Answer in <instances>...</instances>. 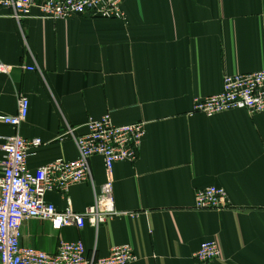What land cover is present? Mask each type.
Instances as JSON below:
<instances>
[{
  "label": "crops",
  "instance_id": "0c3cea01",
  "mask_svg": "<svg viewBox=\"0 0 264 264\" xmlns=\"http://www.w3.org/2000/svg\"><path fill=\"white\" fill-rule=\"evenodd\" d=\"M121 6L122 19H54L34 7L18 23L1 11L0 62L11 68L0 72V114H15L19 94L27 96L18 131L42 142L27 157L30 170L77 157L62 135L67 125L81 134L109 112L114 124L143 121L145 130L137 158L112 168L117 216L98 228L58 230L28 219L20 243L53 252L61 240L80 239L95 257L126 243L136 254L129 264H264V111H192L194 98L221 91L225 74L264 68V0ZM35 64L39 70L26 68ZM14 131L0 121V136ZM89 163L93 186L82 181L44 199L83 211L106 180L101 156ZM209 185L222 187L227 201L196 207L195 191ZM206 240L220 254L198 261L194 252Z\"/></svg>",
  "mask_w": 264,
  "mask_h": 264
},
{
  "label": "built area",
  "instance_id": "2783aa9c",
  "mask_svg": "<svg viewBox=\"0 0 264 264\" xmlns=\"http://www.w3.org/2000/svg\"><path fill=\"white\" fill-rule=\"evenodd\" d=\"M36 7L41 16L63 18L69 15H91L102 18L122 19L121 0H0L2 10L18 23L29 16ZM11 66L0 62V72L8 73ZM39 70L35 65L26 66ZM29 101L19 94L17 111L13 115L0 114V121L11 125L15 131L0 136V264H129L136 254L129 244L112 246L103 257L87 254L80 239L61 240L53 252L43 251L20 243L21 225L28 219L48 220L54 229L85 224L98 228L101 223L114 218L120 212L113 198L112 168L117 161H134L144 135V122L136 121L116 125L109 112L97 119H89L86 131L77 134L75 127L66 126L62 135H68L75 143L77 157L72 160L56 158L30 170L27 157L42 142L40 138H25L18 126L26 117ZM230 109H245L250 113L264 111V68L251 72H234L223 76L219 93L196 97L192 111L210 116ZM102 158L106 180L99 190L93 191L92 202L83 211H76L68 203L62 210L44 199L49 191L65 193L69 186L82 181L93 186L89 159ZM225 191L215 185L195 191V206L216 208L225 204ZM220 249L214 240L199 244L194 252L198 261L218 257Z\"/></svg>",
  "mask_w": 264,
  "mask_h": 264
}]
</instances>
